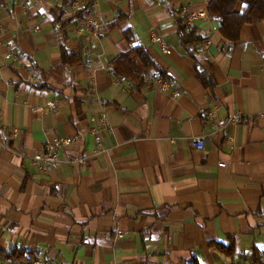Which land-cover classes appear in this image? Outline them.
I'll use <instances>...</instances> for the list:
<instances>
[{
  "label": "crops",
  "instance_id": "obj_1",
  "mask_svg": "<svg viewBox=\"0 0 264 264\" xmlns=\"http://www.w3.org/2000/svg\"><path fill=\"white\" fill-rule=\"evenodd\" d=\"M73 1L0 0V253L41 264H249L251 249H264V20L230 42L217 21L197 19L203 41L189 53L182 10L208 15L216 0H86L64 38L50 11L64 3L71 17ZM80 21L97 28L79 33ZM126 28L167 72L166 90L110 74L129 49ZM66 138L57 165L33 164ZM231 241L233 256L209 245Z\"/></svg>",
  "mask_w": 264,
  "mask_h": 264
},
{
  "label": "trees",
  "instance_id": "obj_2",
  "mask_svg": "<svg viewBox=\"0 0 264 264\" xmlns=\"http://www.w3.org/2000/svg\"><path fill=\"white\" fill-rule=\"evenodd\" d=\"M237 1L216 0L207 9L208 16L218 22L220 33L230 42H236L238 40L240 29L244 24L264 20V0H246L247 7L241 15L233 13V8ZM63 6L64 3H61L52 9L50 16L54 30L62 34L65 38L66 28L71 23L80 19L85 9H81L75 15L66 18L64 17ZM121 19L122 16L120 15L117 22ZM177 34L181 45L189 53L196 44L203 41V38L197 33L196 28L187 27L182 18L178 20ZM123 37L128 43L129 49L121 53L117 59L109 64L108 70L110 74L135 88H140L148 77L167 79V72L149 54L147 48L140 42L138 36L132 29L126 28L123 31ZM61 56L65 64L74 60V57L68 56L65 50H62ZM209 245L216 247L227 256H233L232 241L227 247L220 243H209ZM0 259L10 262L34 260L29 255L17 251L9 254L0 253ZM249 264H264V249L253 247L250 252Z\"/></svg>",
  "mask_w": 264,
  "mask_h": 264
},
{
  "label": "built area",
  "instance_id": "obj_3",
  "mask_svg": "<svg viewBox=\"0 0 264 264\" xmlns=\"http://www.w3.org/2000/svg\"><path fill=\"white\" fill-rule=\"evenodd\" d=\"M86 0H74L73 1V7L75 11H79L80 9H82V7L85 5ZM182 13L184 15V19H185V25L187 27H190L193 25V22L197 19H205L207 18V13L204 11H198V12H194V13H189L187 12L186 9L182 10ZM97 27L93 22H87L84 23L83 21H80V27L78 29L79 33H83L86 31H93L95 30ZM2 29L0 28V31ZM150 41L153 44H158L160 49L165 53V54H170L171 52V48L170 46L163 41L159 36H157L155 33H151L150 34ZM205 45H210V41L207 40L205 42ZM147 81H154V83H156L157 87L161 90H166L169 87V83L166 79L164 78H151L148 77ZM50 108H53V104L49 105ZM239 119V117H234L233 119L230 120L231 123H235L237 120ZM99 124L100 127L103 129H106V120L104 117L99 119ZM205 137L204 136H197V137H193L191 139V144L192 147L197 150V151H202L205 147ZM97 142V146L100 147L99 141L96 139ZM71 143L70 139H62L59 140L55 143H47L44 147H43V151L41 153L36 154L33 158V164L34 165H41L42 166V170L44 171L46 167H52L55 166L59 163V154L62 151V149H64L65 147H67L69 144ZM220 167L224 166V164H219ZM14 264H41L38 261H23V262H14Z\"/></svg>",
  "mask_w": 264,
  "mask_h": 264
}]
</instances>
